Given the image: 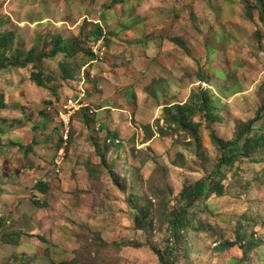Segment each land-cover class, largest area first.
I'll list each match as a JSON object with an SVG mask.
<instances>
[{
	"label": "rangeland",
	"instance_id": "obj_1",
	"mask_svg": "<svg viewBox=\"0 0 264 264\" xmlns=\"http://www.w3.org/2000/svg\"><path fill=\"white\" fill-rule=\"evenodd\" d=\"M4 31L24 51L50 52L57 33L78 51L0 71V264H264V148L223 168L225 194L189 208L168 251L184 188L210 185L224 158L212 133L234 139L263 104L257 0H0ZM204 88L221 118L159 133ZM80 98L65 141L60 115ZM262 134L264 119L248 137Z\"/></svg>",
	"mask_w": 264,
	"mask_h": 264
},
{
	"label": "trees",
	"instance_id": "obj_2",
	"mask_svg": "<svg viewBox=\"0 0 264 264\" xmlns=\"http://www.w3.org/2000/svg\"><path fill=\"white\" fill-rule=\"evenodd\" d=\"M116 2H123L124 0H114ZM259 6V19L264 26V0H257ZM103 34V30L99 27L95 32H93V37L98 39L100 35ZM15 33L13 31H4L0 33V71L11 69V68H22L28 65L39 66L42 58L44 57H54L58 54H64L65 58H71L78 51V47L74 43H67L63 39L60 33L53 34L50 39L51 50L50 52L42 51L37 54V48L32 47L29 51L21 50L15 47ZM81 50H84L81 48ZM60 66L63 70V77L65 80H71L75 78L73 71L67 60L60 62ZM31 79L40 87H47V79L40 71H34L31 74ZM195 92V91H194ZM216 99L214 93L211 89H200L199 92L193 93L192 97L185 104H175L173 106H168L166 108V113L163 117V125L158 122L156 125L159 133H163L169 128L176 129H196L200 127L199 123L195 122V117L198 113L203 114L206 120H212L213 116L220 119L219 115L215 114L214 109L219 105L214 102ZM6 108V103L4 102L3 95H0V109ZM264 101L257 115L249 120L243 129H237V133L234 139L227 140L224 139L214 131L212 133L213 141L220 147L224 153V158L220 161L214 177L208 185L205 180L197 182L195 185H190L184 188L182 192V198L186 201V206L180 214H177L172 219L174 235L173 241L174 245L168 248V251L175 257L179 255V246L183 239V234L187 228L184 219L189 211V208L194 207L198 201L202 198L210 199L212 196H223L225 194V185H223V180L226 176L224 175L223 168L230 166L234 160L241 158H249L252 152H256L264 148V134L259 137H248V134L252 131L254 124L258 121L264 119ZM201 116V115H200ZM43 185H39L37 188H42ZM189 198H192L191 200ZM140 217L137 218V225L143 227L149 217L151 216V207L145 205L139 214ZM231 246L234 243H230ZM161 260L165 264H171L168 262L167 258L163 256L161 252H158ZM67 264V263H61ZM173 264V263H172Z\"/></svg>",
	"mask_w": 264,
	"mask_h": 264
},
{
	"label": "built area",
	"instance_id": "obj_3",
	"mask_svg": "<svg viewBox=\"0 0 264 264\" xmlns=\"http://www.w3.org/2000/svg\"><path fill=\"white\" fill-rule=\"evenodd\" d=\"M81 99L82 98L77 99V100L70 99L68 102V105L65 107V112H63L60 115L62 122L64 123V126L67 130L66 135L64 137L65 141H67V139H68V130H69L70 121H71L72 116L82 108V104L80 103ZM62 160L63 159H58V161L56 163L58 165V167L61 166Z\"/></svg>",
	"mask_w": 264,
	"mask_h": 264
}]
</instances>
